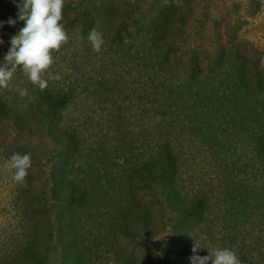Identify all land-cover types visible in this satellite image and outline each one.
Returning <instances> with one entry per match:
<instances>
[{
  "label": "rangeland",
  "instance_id": "obj_1",
  "mask_svg": "<svg viewBox=\"0 0 264 264\" xmlns=\"http://www.w3.org/2000/svg\"><path fill=\"white\" fill-rule=\"evenodd\" d=\"M84 1L87 0H65V4L77 8ZM122 1L130 4L135 14L149 11L154 15L156 5L164 8L170 0H93L89 11L104 15L105 5ZM180 1L187 2L186 13L189 12L182 36L176 41L183 52L182 61L186 62L195 50L200 66L204 67L209 60V67L217 73L224 71L227 80L223 85V104L211 95L205 101L211 112L207 117V137L211 134L215 141L211 150L194 136L185 141L181 133L171 135L185 159L177 177L184 187L179 195L188 199L191 194H200L206 198L209 206L203 221L175 212L157 182L151 189L145 188L148 181L131 173V166H141L144 155L159 142L157 128L172 124L160 122L158 115L150 119L143 97L145 78L138 70L117 69L116 64L99 60L102 55L93 50L83 59L85 53L80 49L84 45L75 38L77 45L68 43L54 53L56 62L50 68L61 76L53 81L54 87L68 89L72 94L62 112V121L51 127L53 130L61 126L63 135L59 139L52 137L42 127L38 129L42 132L36 131L32 136L11 118L0 117V165L9 158L4 156L1 143L13 145L9 149L11 154L30 153L32 160L26 186L15 184L10 173L0 168V264H12L15 253L28 244L32 247L31 264H80L82 256H91L89 264H164L170 257L171 264H191L194 242L202 247L196 253L199 256L227 246V234L217 222H228V230L237 222L238 243L248 244L260 237L257 222L264 216L257 206L264 207V85L245 92L238 80L240 74L250 77L251 82H256L255 74L264 77V0ZM6 2L0 0V21L4 27L9 18L16 19L15 11L5 8ZM11 4L13 1L9 0ZM99 26L97 21L95 29L100 32ZM6 29L0 30V63L11 47L10 38L18 25ZM234 45L250 61L230 65L220 59L219 51H231ZM214 56L219 58L213 59ZM96 58L97 65H93ZM101 63L107 64L108 69L102 68ZM104 79L107 82H99ZM17 86L27 88L29 95L21 97ZM36 87L18 68L9 88L0 89V99L15 108H24L33 102ZM29 125L34 126V122ZM70 132L77 140L76 153L63 149ZM96 153L103 159L95 157ZM218 161L222 162L220 167L215 165ZM100 163L113 167V171L95 169L94 180L100 190L110 192L119 206L100 204L93 208L88 195L82 207L72 203L70 183L86 175L88 180L83 187H88L93 177L82 170L102 167ZM60 170L68 176L52 187L55 173ZM136 192L140 201L132 195ZM235 196L241 206L238 215L226 212L227 208H234ZM220 204L221 217L216 215ZM138 211L145 215L144 222H139ZM87 249L91 253L85 254ZM169 249L172 253H168Z\"/></svg>",
  "mask_w": 264,
  "mask_h": 264
},
{
  "label": "trees",
  "instance_id": "obj_2",
  "mask_svg": "<svg viewBox=\"0 0 264 264\" xmlns=\"http://www.w3.org/2000/svg\"><path fill=\"white\" fill-rule=\"evenodd\" d=\"M4 1H7L5 3L7 11H15L17 17L19 11L17 5L21 3V0H12L13 4L11 5H9V0ZM122 2L115 4L111 2L107 7L105 5L104 8H107V12L104 15H99L97 10L94 12L89 11L90 6L93 5V0L84 1V4L77 8H72L70 4H65L62 23L69 37L72 38L69 40V44L73 43V45H77L74 39L79 38L78 44L84 45L80 49L85 53L83 59L86 55L89 56L92 45L87 37L89 31L95 28L98 21L100 32L103 34L105 41L99 52L102 55L99 60H105L109 65L114 63L117 65V69L126 67L125 69L138 70V74L145 78V86L147 85V87H145L143 97L148 105V111H150V119H155L156 115H158L161 119L160 122L165 123L170 121L172 124L162 128L159 123L160 127L157 128L160 134L159 142L144 155L141 166L137 168L135 164L131 166V173L134 176L142 175V179L148 181L146 187L144 186L145 188L151 189V185L157 182L166 193L168 203H170L175 212L187 213V216L203 221L206 215V207L208 208L209 206L206 198L200 194H191L188 199L185 196L179 195L184 190V187L179 185L177 177L180 172L179 168L185 159L184 153L181 152L180 146L175 141L176 139L172 140L171 135H175L176 132L181 133V136L186 137L185 141L188 137L192 138L194 136L203 145H208L207 148L205 147L208 151L211 150L212 145H215V141H212L214 136L211 134L207 137L209 126V119L207 117L211 116V112L207 108L205 101L207 96L211 95L218 98L220 103L223 104V99L225 100V87L223 88V85L227 84L226 75L224 71L217 73L214 69L210 68L209 60L206 61L204 67L200 66V59L197 57L195 50L191 51V55L188 56L189 58L186 62L182 61L181 56L183 52L179 51L176 41L177 38L182 36L183 29L187 23V16L189 14V12L186 13L187 2L170 0L161 9H159L160 6L154 5V10H156L154 15H150L149 11L140 15L135 14L130 4ZM70 13L73 16H69ZM16 23L18 30L15 31V34L24 26L23 21L17 20ZM6 27L12 29V26L6 23V26L4 27L3 25L0 27V30H7ZM219 52L221 54L220 59L228 62L230 65H235L239 61H250L246 54L239 51L238 45H234L231 51L222 49ZM218 58L219 56L213 57V59ZM97 60L98 58H96V62L93 65H97ZM107 64L101 63L100 66L108 69ZM221 65L222 63H219L220 68L224 69L225 66ZM111 73L113 72H109L108 77ZM254 77L256 78V82H251L250 77L247 79L240 74L238 81H240L239 86L242 87V91L246 92L264 85V77L261 75L256 76V74ZM105 81L107 82L105 79L99 82ZM54 85L53 81H49L48 88L43 91L36 87L35 91L32 92V95L35 96L33 102L27 103V106L24 108H15L0 99L1 119L11 118L17 127L27 128V133L29 132L32 136L36 134V131L42 132L43 130L38 129L45 127L47 134L59 139L63 135L64 130L60 128L61 126L57 127V130H52L51 127L55 122L60 123L62 121V112L68 106L72 94L70 90L65 89L62 91L54 87ZM229 97H227L226 101H228ZM30 121L34 122V126L31 127L29 125ZM67 135V141L63 148L64 152L73 149L76 153L77 147L75 143L77 140L71 132ZM1 145L4 156L10 157L12 150L9 151V149L13 145L11 143L6 145L1 143ZM190 147L193 146L190 144ZM196 147L201 149L203 146L196 145ZM203 152L204 150L200 153ZM94 155L98 159H103L99 153ZM112 157H115V155ZM221 164L222 162L220 161L215 162V165L218 167ZM100 165L102 167H94L92 170H82L84 174L89 173L93 177L88 187H83L84 181L88 180L87 177L84 178L86 175L70 183L72 203H77L82 207L88 195V198L92 200L90 202L94 206L93 208L98 207L100 204L110 207L119 204V202L113 199V196H110V192L106 193L102 189L100 190L97 182L94 180L97 173L95 169H98V172L100 170L104 171L106 168L110 172L113 171V167L111 166L105 167L103 163H100ZM64 171L60 170L55 173L52 187L57 186L62 181V178L68 176V173ZM221 192L220 190L216 194V199H219ZM171 194H174L172 199L171 197L169 198ZM132 195L134 199L136 198L140 201L137 192ZM96 196L101 197L96 199ZM234 199H237L234 208H227L226 212L238 215L241 211L240 201L237 196ZM186 203H188L185 206L187 208H184ZM257 209L264 216V207L257 206ZM132 211L133 205H131V215ZM222 212L220 204L216 215L221 217ZM138 213L141 214V217L138 218L139 222H144L145 215L141 211H138ZM217 223V226L221 227L222 231L224 230V233L226 232L227 234L225 237L227 242L226 248L234 250L243 264H264V238L261 239V236H264V217L260 219V222H257L260 237H257L255 242L250 241L248 244L237 242L239 239V233L237 234L235 231L238 227L237 222H234L235 225L232 229L229 228L231 230L227 229L229 227L228 222ZM186 244L189 245L188 242ZM254 251H256L255 255ZM31 253L32 247L29 244L23 245V249L15 253L13 261H11L12 264H31L30 257L33 255ZM86 253H91V249H87ZM168 253H172L171 249L168 250ZM89 257L91 256H82L80 264H89ZM172 261V257H170L164 260V264H171Z\"/></svg>",
  "mask_w": 264,
  "mask_h": 264
},
{
  "label": "clouds",
  "instance_id": "obj_3",
  "mask_svg": "<svg viewBox=\"0 0 264 264\" xmlns=\"http://www.w3.org/2000/svg\"><path fill=\"white\" fill-rule=\"evenodd\" d=\"M65 0H21L17 5L19 11L16 19L9 18L7 23L14 26L23 21L24 26L10 38L7 54L0 63V89H7L17 69H22L28 80L41 91L46 90L49 81L60 80L58 73L50 71L56 62L54 53L69 43L70 37L63 21ZM0 21V27L3 26ZM92 50L99 53L105 41L103 34L95 28L88 34ZM3 40H0V44ZM21 97L29 95L27 88L17 86ZM32 167L31 154L13 153L0 168L10 173L11 180L18 185L26 186L28 170ZM202 247L194 242L189 257L191 264H243L237 253L230 248L208 250L205 256L196 255Z\"/></svg>",
  "mask_w": 264,
  "mask_h": 264
}]
</instances>
